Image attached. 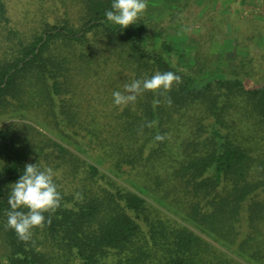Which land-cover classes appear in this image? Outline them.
<instances>
[{"label":"trees","instance_id":"trees-1","mask_svg":"<svg viewBox=\"0 0 264 264\" xmlns=\"http://www.w3.org/2000/svg\"><path fill=\"white\" fill-rule=\"evenodd\" d=\"M37 2L45 13L19 28L0 0V117L44 127H0V264H264L257 61L211 67L207 52L185 64L161 21L108 22L112 0ZM157 71L182 77L171 106L151 91L113 103ZM29 163L54 170L62 199L24 242L5 225Z\"/></svg>","mask_w":264,"mask_h":264},{"label":"rangeland","instance_id":"rangeland-1","mask_svg":"<svg viewBox=\"0 0 264 264\" xmlns=\"http://www.w3.org/2000/svg\"><path fill=\"white\" fill-rule=\"evenodd\" d=\"M147 4L142 14L150 18V25L159 21L165 25L166 37L184 53L179 59L182 63L190 64L195 57L199 59L207 52L212 54L211 67L228 68L229 62L252 58L257 61L253 69L260 70L264 76V0H147ZM9 7L8 13L17 24L15 26L25 28L33 16L45 13L48 3L41 6L37 0H9ZM71 10L66 11L67 14H75L76 9ZM24 12L28 14L26 17ZM46 15L53 20L63 15V11H46ZM217 75L226 76L224 73ZM34 118L2 116L0 127L17 128L21 122L25 128L26 124L41 127Z\"/></svg>","mask_w":264,"mask_h":264},{"label":"clouds","instance_id":"clouds-1","mask_svg":"<svg viewBox=\"0 0 264 264\" xmlns=\"http://www.w3.org/2000/svg\"><path fill=\"white\" fill-rule=\"evenodd\" d=\"M148 7L147 0H112L111 9L105 12L108 22L119 26L121 29L137 23L140 15ZM182 83L181 75L172 71L155 72L144 79H135L124 85V91L112 93L113 103L117 106L134 104L142 93L151 91L165 96L169 106L172 104L170 92L173 84ZM160 100L154 101L159 105ZM155 121L148 122L147 127L154 126ZM164 135H157L156 141H163ZM55 173L51 167L40 169L36 163L26 164L19 179L13 183L11 194L8 196L10 210L7 212L6 228L13 229L17 237L24 242L32 239L34 228H43L45 225L44 213L50 216L60 206L62 199L54 180ZM79 196V194H78ZM21 209H27L22 211Z\"/></svg>","mask_w":264,"mask_h":264},{"label":"crops","instance_id":"crops-1","mask_svg":"<svg viewBox=\"0 0 264 264\" xmlns=\"http://www.w3.org/2000/svg\"><path fill=\"white\" fill-rule=\"evenodd\" d=\"M229 1V0H228Z\"/></svg>","mask_w":264,"mask_h":264}]
</instances>
